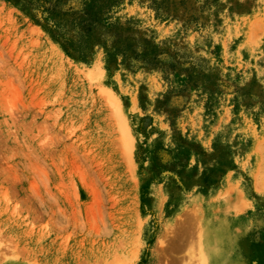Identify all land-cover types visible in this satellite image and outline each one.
Instances as JSON below:
<instances>
[{"label":"rangeland","instance_id":"1","mask_svg":"<svg viewBox=\"0 0 264 264\" xmlns=\"http://www.w3.org/2000/svg\"><path fill=\"white\" fill-rule=\"evenodd\" d=\"M79 2L0 0V264H264V0Z\"/></svg>","mask_w":264,"mask_h":264},{"label":"trees","instance_id":"2","mask_svg":"<svg viewBox=\"0 0 264 264\" xmlns=\"http://www.w3.org/2000/svg\"><path fill=\"white\" fill-rule=\"evenodd\" d=\"M31 3L38 4L42 6L43 9L46 8V11L51 15L53 11V6H47L51 0H28ZM120 0H80L79 7L75 9V11H66L63 12V15H70L71 20H66L63 23L53 21V29L57 27L58 31L55 32L57 38H60L62 35L63 28L68 25L71 26L70 29L77 28L78 39L76 42L66 39V44L75 52L78 53V56L85 60L87 54V50L93 43L91 41V34L93 32V28L97 23H103V20L106 19V15L108 12L118 5ZM60 16V15H58ZM52 28V27H51Z\"/></svg>","mask_w":264,"mask_h":264},{"label":"bare ground","instance_id":"3","mask_svg":"<svg viewBox=\"0 0 264 264\" xmlns=\"http://www.w3.org/2000/svg\"><path fill=\"white\" fill-rule=\"evenodd\" d=\"M215 255V254H214Z\"/></svg>","mask_w":264,"mask_h":264}]
</instances>
